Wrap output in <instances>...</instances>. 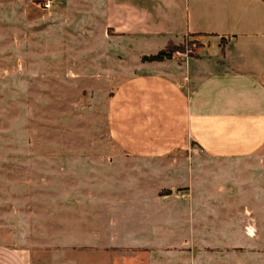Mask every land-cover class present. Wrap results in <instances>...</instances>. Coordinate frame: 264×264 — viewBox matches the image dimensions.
Masks as SVG:
<instances>
[{
    "label": "crops",
    "instance_id": "obj_1",
    "mask_svg": "<svg viewBox=\"0 0 264 264\" xmlns=\"http://www.w3.org/2000/svg\"><path fill=\"white\" fill-rule=\"evenodd\" d=\"M64 2L51 19L93 50L67 58L101 83L120 150L73 158L88 161L55 184L15 170L0 264H264V0ZM187 37L193 53L142 59ZM210 161L220 184L196 183Z\"/></svg>",
    "mask_w": 264,
    "mask_h": 264
},
{
    "label": "rangeland",
    "instance_id": "obj_2",
    "mask_svg": "<svg viewBox=\"0 0 264 264\" xmlns=\"http://www.w3.org/2000/svg\"><path fill=\"white\" fill-rule=\"evenodd\" d=\"M38 1L0 0V185L5 200L18 184L17 169L35 174L31 179L36 185H45L44 177L55 184L59 177L55 170L88 161L73 158L120 150L107 136V96L96 94L104 92L98 89L101 83L75 75L71 58H67L85 57L93 50L84 43L78 47L69 34L66 40L60 37L58 25L69 31L63 23L65 17L51 19L57 9L73 11L75 6L53 0L44 9ZM51 23L54 32H49ZM194 41V37L184 40L181 47L186 53H193ZM50 53L55 58H50ZM216 164L210 161L201 167L209 173L196 168L200 177L196 183L205 180L219 185L221 173Z\"/></svg>",
    "mask_w": 264,
    "mask_h": 264
},
{
    "label": "trees",
    "instance_id": "obj_3",
    "mask_svg": "<svg viewBox=\"0 0 264 264\" xmlns=\"http://www.w3.org/2000/svg\"><path fill=\"white\" fill-rule=\"evenodd\" d=\"M176 51H184V49L181 46H177V47L172 46V47H168L166 49L160 50L156 54L144 56L142 59L149 60V61L162 60L164 58H170L171 55Z\"/></svg>",
    "mask_w": 264,
    "mask_h": 264
},
{
    "label": "built area",
    "instance_id": "obj_4",
    "mask_svg": "<svg viewBox=\"0 0 264 264\" xmlns=\"http://www.w3.org/2000/svg\"><path fill=\"white\" fill-rule=\"evenodd\" d=\"M52 1L53 0H39L38 3L43 6L42 8L45 9V8H49L50 7ZM188 52H191V51L188 50Z\"/></svg>",
    "mask_w": 264,
    "mask_h": 264
}]
</instances>
